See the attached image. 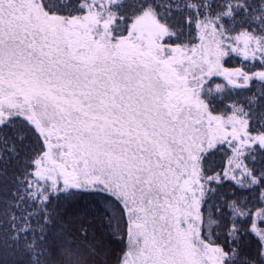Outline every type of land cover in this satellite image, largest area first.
Here are the masks:
<instances>
[{"label":"snow or ice","instance_id":"obj_1","mask_svg":"<svg viewBox=\"0 0 264 264\" xmlns=\"http://www.w3.org/2000/svg\"><path fill=\"white\" fill-rule=\"evenodd\" d=\"M201 9L225 48L221 67L232 56L240 63L234 76L180 66L175 86L192 89L202 101L196 110L169 94L172 84L151 83L155 74L131 58L110 52L90 64L65 62L75 71L63 72L52 67L56 61L35 56L44 75L63 72L76 87L111 98L103 127L110 140L115 129L119 143L97 137L82 147L44 130L71 115L56 112L63 84L43 99L26 94L23 111L0 103V264H264V0H0V95L9 91L12 68L34 56L45 25L95 14L107 21L105 39L118 42L132 40L138 23L152 18L176 39L199 30ZM90 31L100 34L98 27ZM145 92L155 97L151 104ZM178 140L202 145L207 167L198 214L182 234L140 240L136 201L123 194L135 176L129 164L158 147L180 148Z\"/></svg>","mask_w":264,"mask_h":264},{"label":"rangeland","instance_id":"obj_2","mask_svg":"<svg viewBox=\"0 0 264 264\" xmlns=\"http://www.w3.org/2000/svg\"><path fill=\"white\" fill-rule=\"evenodd\" d=\"M106 23L107 21H97L96 15L93 14L87 20L72 17L67 26L59 22L54 25H45L40 35L46 39L41 40L37 37L42 48L38 55L46 61H56L52 67L57 70L63 69V72L75 71V69L68 68L65 62L70 65L90 64L99 61L101 57H106L110 52L117 58H131L150 75L155 74L151 83L165 86L172 84L169 94H178L186 110H196L202 107V101L193 96L191 88H176L175 82L179 79L177 71L183 64L187 66L202 64L205 67V73L216 68L223 70L219 62L225 49L221 46L217 35L199 31L198 48L176 47V52L166 57L167 53H163L162 41L170 34V31L156 20L145 18L138 23L135 37L132 40L122 37L118 42L105 39L103 29ZM97 24H100V34L97 35L98 37L96 35L91 37L93 33L90 29L96 28ZM183 49L191 52L186 55V60L182 64L180 60L183 59ZM29 61L30 59L25 61V65L18 63L12 68L15 75L6 85L9 89L8 93L0 95V103L23 111L27 107L26 94L43 99L51 82L52 85L55 84L54 81L58 84L59 81L64 84L69 83L67 84L70 88L67 90L69 99L65 102L69 105L70 114L74 113L67 120L54 124L53 128L44 130L50 134L54 132L61 136L72 137L73 142L82 147H91L95 144L97 137H103L104 142H109V130L103 126L112 117L111 103L107 102L109 106L104 107H90L89 104L84 105L80 101L77 103L78 98H75L74 94L82 88L74 85L72 87L75 90H73L70 86L72 81L63 72L58 71L55 78L51 73L44 75L41 63L35 67L41 71L40 78L36 80L29 72L31 69L28 67ZM226 72L230 73L229 70ZM91 90L94 89H82L84 99H89L88 102L91 101ZM152 91L160 93L161 89L155 87ZM144 95L146 97V92ZM154 99L155 97L148 103L151 104ZM104 103L100 99L97 104ZM144 106L146 105H142ZM128 118L131 119V116L128 115ZM60 124H63L61 125L63 131H60ZM137 131L141 130L137 129ZM111 133L110 142L119 143L120 134L116 133L115 129H111ZM178 144L180 148L175 150L167 146L158 147L154 156L145 158L141 155L139 160L133 158L129 164L135 176L124 186L123 194L136 201L135 232L140 240L144 238L161 240L170 233L172 235L182 234L191 228L193 217L198 214L200 175L194 164L197 154L195 151L198 150L194 151L196 147L192 140L187 142L178 140ZM161 194H164V197Z\"/></svg>","mask_w":264,"mask_h":264},{"label":"trees","instance_id":"obj_3","mask_svg":"<svg viewBox=\"0 0 264 264\" xmlns=\"http://www.w3.org/2000/svg\"><path fill=\"white\" fill-rule=\"evenodd\" d=\"M97 2H98V4H104V5H106L107 3H109L110 2V0H97ZM181 2H190V3H192V4H197V5H199V4H201L202 3V0H181ZM217 9L215 8V7H213L212 8V13H214L215 11H216ZM98 13H99V9H97L96 10ZM201 15H202V19H201V21H200V28H199V30L196 28V27H193L192 28V30H191V32L190 33H188V32H186L184 35H182V36H179L178 38H176V39H173V38H170V36H171V32H172V30H170V29H168V31H170V34L162 41V44L164 45L163 46V53L165 54V53H167L166 54V57L168 56V55H171V54H173V53H175L176 52V47H178V48H184L185 49V47H192V48H194V49H196V48H198V42H197V40L196 39H194V37H196V36H198V32L199 31H204V32H206V33H208L209 35L210 34H215V35H217L218 36V39H219V32H214L213 31V28H212V26H211V24L209 23V21L211 20V19H213V17L211 16V15H209V16H207V17H205L204 16V10L203 9H201ZM99 28L100 27V24H97V26H96V28ZM94 35L95 34H93L91 37H94ZM41 36V35H40ZM40 36H37V37H40ZM97 36V35H96ZM98 37V36H97ZM38 39V38H37ZM224 48V47H223ZM42 48L40 47V44L38 43V45H37V47H36V49H35V54H34V56L32 57V58H29L30 59V61H29V64H28V67H31V69L29 70V72H30V74L31 75H33L35 78H36V80H38L40 77V74H41V71H40V69H37V68H35L36 67V65L38 64V63H40V61L39 60H37L36 58H35V56H39L38 55V52L41 50ZM182 50V52H183V59H181L180 60V62L183 64V61H185L186 60V55L188 54V53H190L189 52V50ZM225 49V48H224ZM225 53V52H224ZM198 55H199V53H198ZM224 59V55H221V59H220V62H219V65H220V68L221 69H223V70H219V69H212V70H209V72H207V73H205V74H207V75H215V74H217V73H220V74H222V75H227V76H234L235 75V72L234 71H232V68H233V66L234 65H238L239 63H240V61H239V59H238V57H235V56H232L229 60H228V62H227V64H225L224 65V67H221V61ZM20 64H24L25 65V61L24 60H21L20 62H19ZM184 65V64H183ZM245 67H248V66H245ZM227 70H229L230 71V73H228V72H226ZM206 71V70H205ZM30 75V76H31ZM64 80V79H63ZM54 83L55 84H58L56 81H54ZM217 83H219V81H214L213 82V84H212V87L213 88H215V86H216V84ZM59 84H63L64 86H65V88H64V93H63V95H64V98H63V100L62 101H60V104L62 105V107H58V108H56V112H59L60 114H62V115H64V116H68V114L70 113V108H69V105L65 102V101H67L68 99H69V93H68V89H70L68 86H67V84H69V83H67V84H64V83H61L60 81H59ZM75 85V82L74 81H72L71 82V84H70V86H71V88L73 89V90H75L72 86H74ZM51 86H52V82H51V84H50V86H48V88L50 89L51 88ZM78 92L76 93V94H74V97L75 98H78V101H77V103L80 101V103H83L84 105H88L89 104V106L90 107H92V106H100V107H104L105 105H108L107 104V102H109V103H111V98L110 97H106V96H104L102 93H100V92H98V91H96V90H91V93H92V97L90 98L91 99V101L90 102H88V100L89 99H84V93H83V91H82V89L81 90H77ZM75 98H73V100H75ZM154 98V96L153 95H151L149 92H146V99H147V101L148 102H151L152 101V99ZM100 99H102L103 100V102H105L104 104H97L98 102H99V100ZM143 105V104H142ZM109 106V105H108ZM50 111H51V109H49ZM74 112H72L71 113V115L73 114ZM77 113V112H76ZM78 114V113H77ZM70 115V116H71ZM79 115V114H78ZM61 125H63V124H60V128H61ZM99 142V141H98ZM94 143H97V140H95L94 141ZM192 143H193V145H194V147H196V148H194V151L195 150H198V151H195V152H197V154L195 155L196 157H195V166H196V168H198V170H199V175L201 174V168L202 167H207V165L206 164H202V161H201V158H200V149H201V147H202V145L198 142V141H192ZM190 147L192 148V146L190 145ZM138 167V166H137ZM158 181H160V180H158ZM197 185H198V183H197ZM199 186H200V183H199ZM206 187V186H205ZM161 196H163L164 197V194H161Z\"/></svg>","mask_w":264,"mask_h":264},{"label":"flooded vegetation","instance_id":"obj_4","mask_svg":"<svg viewBox=\"0 0 264 264\" xmlns=\"http://www.w3.org/2000/svg\"><path fill=\"white\" fill-rule=\"evenodd\" d=\"M122 37H123V36H121L119 39H122ZM182 104H183V103H182ZM183 106H184V104H183Z\"/></svg>","mask_w":264,"mask_h":264}]
</instances>
